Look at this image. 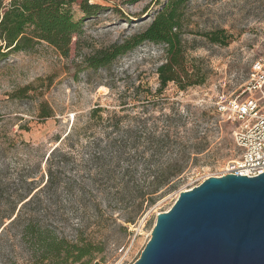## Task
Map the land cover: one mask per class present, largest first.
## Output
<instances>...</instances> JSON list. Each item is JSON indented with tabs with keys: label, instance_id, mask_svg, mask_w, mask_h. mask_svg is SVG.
<instances>
[{
	"label": "rangeland",
	"instance_id": "374dc122",
	"mask_svg": "<svg viewBox=\"0 0 264 264\" xmlns=\"http://www.w3.org/2000/svg\"><path fill=\"white\" fill-rule=\"evenodd\" d=\"M90 1L103 9L85 16L79 5L73 6L83 31L73 37L69 56L41 42L0 59V264L31 259L28 221L74 241L101 242L102 251L88 264H133L151 237L157 214L169 210L181 190L221 176L239 156L237 123L218 113L215 101L222 93L232 96L248 87L254 63L264 60V0H190L182 37L189 64L203 80L186 87L169 82L162 89L157 69L166 60L165 44L144 42L105 67L92 68L86 59L144 30L166 0ZM218 29L231 35L228 44L206 36ZM42 103L51 108V117L40 116ZM97 107L104 109L101 120L91 115ZM69 131L78 135L66 164L68 176H88L75 163L91 161L95 142L136 134L167 140L151 167L178 159L181 171L168 184L150 188L146 211L139 215L129 202H110L104 195L99 199L105 208L111 204L107 213L83 215L67 187H44L47 156ZM145 147L150 159L147 142L140 151ZM133 165L143 182L147 164L138 159ZM85 183L96 186L89 179ZM150 199L155 203L148 205Z\"/></svg>",
	"mask_w": 264,
	"mask_h": 264
},
{
	"label": "trees",
	"instance_id": "16d2710c",
	"mask_svg": "<svg viewBox=\"0 0 264 264\" xmlns=\"http://www.w3.org/2000/svg\"><path fill=\"white\" fill-rule=\"evenodd\" d=\"M127 1L136 3L140 0ZM189 2L166 0L144 30L123 42L99 50L86 59L87 63L92 68L105 67L144 42L162 43L166 45V60L157 69L161 89L169 82L178 83L181 87L201 83L203 79H198L194 64H189L182 37L185 9ZM75 4L80 6L85 16L96 15L103 9L101 4L90 0H0V59L12 51L31 50L41 42H47L62 55L69 56L73 37L83 31L82 20L74 17ZM206 36L214 43L225 45L231 38L224 29L207 33ZM103 111L102 107H97L91 115L101 120ZM40 116H52V110L46 103L41 104ZM119 121L117 119L114 126H118ZM76 135L78 132L69 131L65 136L57 138L59 144L46 159L47 179L44 187H67L74 193L79 203L78 211L83 215H90L93 211L94 215L102 217L107 213L111 204L103 207L99 195L118 204L129 202L128 206H133L135 215H139L146 211L144 205L150 188L168 184L181 171L182 165L178 159H170L158 167H151L153 161H159L167 140L143 139L136 134L125 138L108 136V141L103 145L95 142L94 150L89 152L91 161L74 162L80 172L88 170V176H68L66 164L71 161L70 149L75 146L76 140L73 137ZM143 142H147L148 149L152 150L150 159L145 158L146 147L140 151ZM138 159H144L147 164L142 173L143 182L137 180L138 169L133 165ZM124 163L127 165L123 166ZM85 179L91 180L96 186L89 187ZM149 203L155 201L150 199ZM92 205L95 209H92ZM25 236L31 249V259L26 264H88L95 252L102 251L101 242L86 239L74 241L32 221L25 225Z\"/></svg>",
	"mask_w": 264,
	"mask_h": 264
},
{
	"label": "water",
	"instance_id": "95a60500",
	"mask_svg": "<svg viewBox=\"0 0 264 264\" xmlns=\"http://www.w3.org/2000/svg\"><path fill=\"white\" fill-rule=\"evenodd\" d=\"M133 264H264V172L181 190Z\"/></svg>",
	"mask_w": 264,
	"mask_h": 264
},
{
	"label": "built area",
	"instance_id": "2783aa9c",
	"mask_svg": "<svg viewBox=\"0 0 264 264\" xmlns=\"http://www.w3.org/2000/svg\"><path fill=\"white\" fill-rule=\"evenodd\" d=\"M250 95L244 97L245 92ZM258 94H253V92ZM218 113L227 114L237 123L234 130L239 156L231 160L222 175L238 174L249 177L264 172V60L253 65L251 83L238 94L222 93L216 97ZM221 175V176H222Z\"/></svg>",
	"mask_w": 264,
	"mask_h": 264
}]
</instances>
